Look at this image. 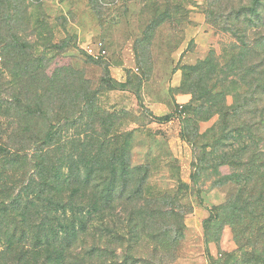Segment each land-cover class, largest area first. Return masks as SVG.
Masks as SVG:
<instances>
[{
	"label": "rangeland",
	"instance_id": "374dc122",
	"mask_svg": "<svg viewBox=\"0 0 264 264\" xmlns=\"http://www.w3.org/2000/svg\"><path fill=\"white\" fill-rule=\"evenodd\" d=\"M249 3L0 0V113L17 55L28 65L35 58L51 60L66 107L49 120L68 122L54 142L87 132L116 158L128 151L131 166L140 169L127 195V205L142 212L134 229L142 235L129 253L135 264L146 258L154 264H264V102L257 110L247 107L237 92L245 90L247 65L261 60L243 50L253 44L255 30L264 32V7L254 16L244 9ZM98 43L106 53L93 61L84 50ZM19 126L27 138L44 128L30 119ZM247 129L253 140H246ZM0 143L4 147V137ZM63 144L60 152L70 155V143ZM29 157L24 170L6 173L13 196L23 177L27 182L34 175ZM248 169L255 173L256 193L242 201L255 209L240 213L244 184L237 180ZM10 224L16 229V221ZM162 235L172 243L164 244ZM110 253L119 260L124 255ZM7 260L16 264L17 256L4 258L0 229V264Z\"/></svg>",
	"mask_w": 264,
	"mask_h": 264
},
{
	"label": "trees",
	"instance_id": "16d2710c",
	"mask_svg": "<svg viewBox=\"0 0 264 264\" xmlns=\"http://www.w3.org/2000/svg\"><path fill=\"white\" fill-rule=\"evenodd\" d=\"M261 7H264L263 0H250L244 9L255 16L262 15ZM255 31L258 33L253 44H244L243 50L245 56H261V60L247 65L245 90L237 92H241L244 105L257 110V105L264 102V99L257 100L259 94L264 96V32ZM17 58L21 61L16 59L10 93L4 95L8 101H4V114L0 113V118H4V132H0V140L4 137V147L0 143V156L4 157V211L0 210V216L4 217V225L0 220V229L4 230V258L16 255V264L137 263L129 253L142 235L134 231L135 226L141 225L142 212L127 205L131 200L127 195L140 169L131 166L128 151L116 158L115 151L108 153L87 132H82L83 138L82 133L66 134L63 143H70V155L62 154L61 147L65 145L60 138L54 140L60 134L61 125H68L67 119L59 118L55 123L49 120L51 114L61 113L66 107L63 86L57 84L59 72L50 69L51 60L35 58L28 65L22 56ZM190 91L195 95L192 88ZM24 119L40 122L44 128L27 138L19 126ZM246 133V140H253L251 130L247 129ZM29 143L32 151L27 150ZM27 152L32 156H27ZM27 157L32 160L34 175L27 182L23 177L13 196L14 184L6 173L16 175L24 170ZM249 165L252 167L251 162ZM248 171L237 180L240 185L244 184L243 193L238 194L240 213L255 209L242 201L244 195L253 199L256 193L252 184L255 173L253 169ZM139 193L137 190L135 195ZM10 197L14 198L7 202ZM258 201L255 199L254 205ZM10 221H16V229L11 228ZM161 238L164 244L172 243L166 235ZM112 249L124 253L121 260L110 253ZM142 261L154 264L147 258ZM160 261L164 260L160 258ZM7 264L12 261L7 260Z\"/></svg>",
	"mask_w": 264,
	"mask_h": 264
},
{
	"label": "built area",
	"instance_id": "2783aa9c",
	"mask_svg": "<svg viewBox=\"0 0 264 264\" xmlns=\"http://www.w3.org/2000/svg\"><path fill=\"white\" fill-rule=\"evenodd\" d=\"M84 51L93 61L102 59L106 53L101 43H98L94 46H86Z\"/></svg>",
	"mask_w": 264,
	"mask_h": 264
}]
</instances>
